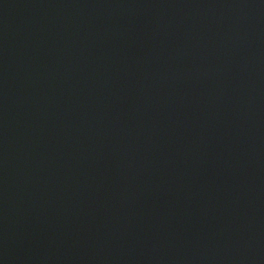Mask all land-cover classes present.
<instances>
[{
    "label": "water",
    "instance_id": "water-1",
    "mask_svg": "<svg viewBox=\"0 0 264 264\" xmlns=\"http://www.w3.org/2000/svg\"><path fill=\"white\" fill-rule=\"evenodd\" d=\"M0 264H264V0H0Z\"/></svg>",
    "mask_w": 264,
    "mask_h": 264
}]
</instances>
